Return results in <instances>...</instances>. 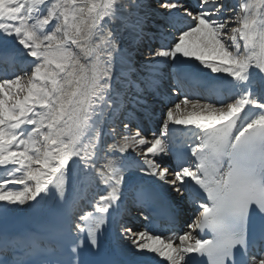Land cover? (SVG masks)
<instances>
[{"label": "snow or ice", "instance_id": "obj_1", "mask_svg": "<svg viewBox=\"0 0 264 264\" xmlns=\"http://www.w3.org/2000/svg\"><path fill=\"white\" fill-rule=\"evenodd\" d=\"M0 264H264V0H0Z\"/></svg>", "mask_w": 264, "mask_h": 264}]
</instances>
